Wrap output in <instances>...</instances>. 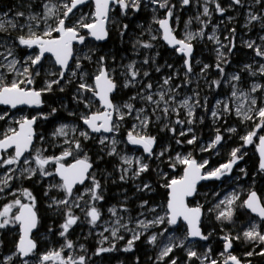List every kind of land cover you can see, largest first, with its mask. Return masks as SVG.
Returning a JSON list of instances; mask_svg holds the SVG:
<instances>
[{
	"label": "rangeland",
	"instance_id": "obj_1",
	"mask_svg": "<svg viewBox=\"0 0 264 264\" xmlns=\"http://www.w3.org/2000/svg\"><path fill=\"white\" fill-rule=\"evenodd\" d=\"M116 1L106 29L121 49L90 40V1L0 0V92L28 86L41 95L55 87L62 97L48 107L64 115L46 132L41 104L0 107V138L37 121L31 152L21 161L8 153L0 163V264H130L111 253L134 243L145 264H187L180 260L192 256L198 264H243L255 251L263 254L264 223L233 217L246 213L252 191L264 204V183L255 187L254 173L246 175V156L264 137V0H188L187 7L183 0ZM166 12L173 33L195 47L188 67L184 56L163 52L158 24ZM69 31L76 38L63 74L52 58H39L37 47ZM102 66L117 90L112 132L96 136L83 121L100 112L93 93ZM132 137L146 141L150 153L133 148ZM76 159L94 169L84 187L66 194L55 164ZM191 161L203 169L189 202L202 214L203 242L169 223L167 201L154 185L180 180ZM22 204L37 208L44 226L26 260L16 251L14 217ZM60 217L69 227L51 232ZM4 242L14 247L2 248Z\"/></svg>",
	"mask_w": 264,
	"mask_h": 264
},
{
	"label": "water",
	"instance_id": "obj_2",
	"mask_svg": "<svg viewBox=\"0 0 264 264\" xmlns=\"http://www.w3.org/2000/svg\"><path fill=\"white\" fill-rule=\"evenodd\" d=\"M92 3L95 23L89 26L86 31L90 40L105 44L108 40L106 29L108 14L116 0H87ZM188 5V0H183ZM161 33V41L170 51L177 55L184 56L185 65L188 67L191 56L194 52L192 45H187L177 38L172 32L170 12H166L164 18L158 24ZM75 34L71 31L61 35L57 39L40 40L37 47L39 58L50 57L55 65L65 74L72 61V45L75 41ZM95 92L93 96L99 103L100 112L89 115L83 121L84 127L91 135H109L112 132L114 119L113 95L116 92V85L109 79L107 69L102 66L100 73L94 79ZM40 103V96L32 89H8L0 92V107L15 111L23 108H32ZM34 119H28L17 126L16 132L0 139V163L6 154L13 152L16 160L21 161L31 152L35 138ZM133 148L141 150L144 154L151 151L150 145L139 138L132 137L128 140ZM258 169L264 173V137H261L255 147ZM92 164L86 160L78 159L70 164L57 163L54 174L62 183L66 194H72L76 189L84 187L92 172ZM203 169L194 161L189 162L182 170V178L171 182L167 191V211L169 223L173 226L179 223L185 225L187 238L192 242H203L205 237L202 234L200 223L202 214L189 206L188 201L193 198L197 186L202 182ZM244 211L251 217L264 223V205L255 191L246 197ZM91 220H97L96 211H92ZM15 222L18 224L19 238L16 243V251L21 260H26L37 249L33 234L39 224L38 214L30 204H22L16 215Z\"/></svg>",
	"mask_w": 264,
	"mask_h": 264
},
{
	"label": "trees",
	"instance_id": "obj_3",
	"mask_svg": "<svg viewBox=\"0 0 264 264\" xmlns=\"http://www.w3.org/2000/svg\"><path fill=\"white\" fill-rule=\"evenodd\" d=\"M111 37L112 36H109L108 41L105 44L100 45V47L107 48V47H109V45H111V46H114V48H118V49L123 48L122 44L119 43L120 40L118 38H111ZM194 49H195V47H194ZM122 50H124V49H122ZM165 51H166V49L163 52H165ZM54 88L52 90H50L48 93L40 95L41 105H42L40 110L43 112V115L40 117V120L46 123L45 126L43 127L44 131H46V132H49L53 128V126L55 125L56 122L64 120V118H63L64 115H63L61 110L54 111L52 109H49V107H48L49 105H52V106L54 105V107H56L57 101H55V100L59 97H62V94L59 92H56V90ZM246 160H249V163H250L248 168H247L246 175L249 176V178H250V175L254 173V179H253L254 184H255L254 186L256 187L258 184L264 183V173L258 169V161L256 158V154L253 153V155L251 157L246 156ZM154 185L157 187L158 193L160 194L162 199L166 202L167 201L168 187L161 189L157 182H154ZM199 187H200V185L197 187V189ZM31 189L34 191V193L36 195H38L36 189H34V188H31ZM255 192L259 195V197L261 199L259 192H257L256 190H255ZM190 203H192V201H190ZM36 212H37L38 217H39V211L37 210V208H36ZM242 215L243 216L239 217V218H237L236 215H234L233 222L234 223L235 222H244L246 219H251V216L247 213H242ZM216 225H217V223H216ZM210 226H213L212 222H211ZM67 227H69V223L67 222V220L62 219L60 217L59 219H57L53 222V224L49 228V230L51 232H56V231H62L63 229H66ZM37 230L39 232H42L44 230L43 223H41L40 221H39ZM201 230H202V234L205 236V233H206L205 225L202 222H201ZM7 245L14 247L13 243L4 242V244L2 245V248H4V247L6 248ZM37 249H38V246H37ZM140 249H141L140 244L134 243V244L130 245L128 247V249H126V250H122V249L120 250L117 248L116 251L111 253V257L116 258L117 260H123V261L128 262V263H130V261L132 260L131 262L133 264H145L144 258H146V254H145V256H144V254L142 255ZM216 249L220 250L221 248L219 247ZM135 255H136V257L134 258ZM178 257H180V256H178ZM241 260H242L243 264H264V253L262 254L261 252L255 251V253L252 254L251 256L242 258ZM180 261L183 263L186 262L187 264H198L196 258L193 256L190 258L182 257V259ZM132 263H130V264H132Z\"/></svg>",
	"mask_w": 264,
	"mask_h": 264
},
{
	"label": "flooded vegetation",
	"instance_id": "obj_4",
	"mask_svg": "<svg viewBox=\"0 0 264 264\" xmlns=\"http://www.w3.org/2000/svg\"><path fill=\"white\" fill-rule=\"evenodd\" d=\"M116 2H117V1H116ZM114 5H115V4H114ZM184 6L187 7V6L185 5V2H184ZM111 7H112V6H111ZM171 27H172V26H171ZM172 32H173V31H172ZM107 33H108V32H107ZM174 34H175V33H174ZM175 35H176V34H175ZM176 36H177V35H176ZM108 37H109V34H108ZM177 38H178V37H177ZM107 41H108V40H107ZM101 45H102V44H101ZM193 48H194V47H193ZM166 50H168V49L166 48ZM168 51H170V50H168ZM172 52H175V51H172ZM175 53H176V52H175ZM176 54H177V53H176ZM178 56H179V55H178ZM179 57H182V56H179ZM67 70H68V69H67ZM114 84H115V83H114ZM25 88H26V89H27V88L30 89L28 86H25ZM116 90H117V88H116ZM115 93H116V92H115ZM39 96H40V95H39ZM113 97H114V95H113ZM112 100H113V98H112ZM39 104H41V97H40V103H39ZM39 104H38V105H39ZM23 109H24V108H23ZM32 119H34V118H32ZM34 120H35V119H34ZM35 121H36V120H35ZM36 125H37V121H36ZM36 125H35V138H34V144H33V147H34V145H35V141H36ZM9 135H10V134H9ZM6 137H7V136H6ZM0 139H2V138H0ZM33 147H32V148H33ZM31 150H32V149H31ZM6 155H7V154H6ZM6 155H5V156H6ZM5 156H4V158H5ZM26 156H27V155H26ZM13 157H14V156H13ZM4 158H3V160H4ZM15 160H16V159H15ZM76 160H78V159H76ZM17 161H18V160H17ZM74 161H75V160H74ZM74 161H72V162H74ZM86 161H88V162L91 163L90 160H86ZM56 164H57V163H56ZM56 164H55V165H56ZM63 164H66V163H63ZM69 164H70V163H69ZM91 164H92V163H91ZM67 165H68V164H67ZM92 168L94 169L93 164H92ZM93 169H92V171H93ZM91 173H92V172H91ZM54 175H55V174H54ZM89 176H90V175H89ZM88 178H89V177H88ZM200 184H201V183H200ZM200 184H199V185H200ZM199 185H198V186H199ZM168 186H169V185H168ZM198 186H197V187H198ZM79 189H80V188H78V189H76V190H79ZM76 190H75V191H76ZM196 190H197V188H196ZM195 192H196V191H195ZM258 196H259V195H258ZM167 200H168V199H167ZM190 200H191V199H190ZM190 200L188 201V204H189ZM263 205H264V204H263ZM34 208H35V207H34ZM35 210H36V209H35ZM14 219H15V217H14ZM39 221H40V220H39ZM17 225H18V224H17ZM200 228H201V224H200ZM36 245H37V243H36ZM36 250H37V249H36Z\"/></svg>",
	"mask_w": 264,
	"mask_h": 264
}]
</instances>
